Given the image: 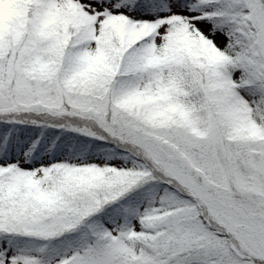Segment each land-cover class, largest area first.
I'll use <instances>...</instances> for the list:
<instances>
[{
  "label": "snow or ice",
  "instance_id": "snow-or-ice-1",
  "mask_svg": "<svg viewBox=\"0 0 264 264\" xmlns=\"http://www.w3.org/2000/svg\"><path fill=\"white\" fill-rule=\"evenodd\" d=\"M0 264H264V0H0Z\"/></svg>",
  "mask_w": 264,
  "mask_h": 264
},
{
  "label": "rangeland",
  "instance_id": "rangeland-1",
  "mask_svg": "<svg viewBox=\"0 0 264 264\" xmlns=\"http://www.w3.org/2000/svg\"><path fill=\"white\" fill-rule=\"evenodd\" d=\"M218 42H220V39L218 38Z\"/></svg>",
  "mask_w": 264,
  "mask_h": 264
}]
</instances>
